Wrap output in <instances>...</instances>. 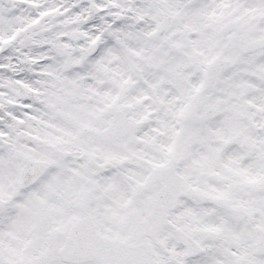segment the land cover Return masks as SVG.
<instances>
[{
	"label": "snow or ice",
	"instance_id": "1",
	"mask_svg": "<svg viewBox=\"0 0 264 264\" xmlns=\"http://www.w3.org/2000/svg\"><path fill=\"white\" fill-rule=\"evenodd\" d=\"M0 264H264V0H0Z\"/></svg>",
	"mask_w": 264,
	"mask_h": 264
}]
</instances>
